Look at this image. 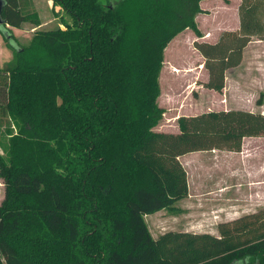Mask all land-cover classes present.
Returning a JSON list of instances; mask_svg holds the SVG:
<instances>
[{
  "label": "trees",
  "instance_id": "obj_1",
  "mask_svg": "<svg viewBox=\"0 0 264 264\" xmlns=\"http://www.w3.org/2000/svg\"><path fill=\"white\" fill-rule=\"evenodd\" d=\"M6 1L0 33L14 57L0 69V264H264V207L215 233L154 238L146 221L188 197L179 157L264 138V114L242 109L155 130L164 52L187 30L202 38V0H49L73 24L38 31L26 47L8 27L40 18L28 0ZM238 12L239 30L194 43L206 90L221 93L246 47L264 41V0H242Z\"/></svg>",
  "mask_w": 264,
  "mask_h": 264
},
{
  "label": "rangeland",
  "instance_id": "obj_2",
  "mask_svg": "<svg viewBox=\"0 0 264 264\" xmlns=\"http://www.w3.org/2000/svg\"><path fill=\"white\" fill-rule=\"evenodd\" d=\"M203 1L206 13L197 20L202 38H198L194 31L187 30L177 36L164 52L159 105L165 113L155 129L157 132L179 133L178 119L180 117H191L209 111L246 109L264 114V42L254 40L255 42L246 50L244 65L237 71L228 73L226 88L221 93L206 90L201 85L207 80V75L203 71L204 60L195 49L194 43L205 37L209 38L213 29L217 31L220 28V23L226 16L229 21L226 27L235 28L234 9L225 7L228 0ZM24 7L26 11L39 16L41 26L25 23L21 29L8 27L20 46H28L38 31L64 27L62 20L66 24H73V17L69 13H63L59 7H54L53 1L28 0ZM13 57L12 50L0 33V69L5 68ZM4 129L5 127L1 129V132ZM258 143L264 146L263 141ZM7 144L8 136H0L1 153H5ZM4 197L5 186L0 179V204ZM35 203L36 198L31 202L27 201L30 206ZM176 205L179 206V202ZM171 214L172 212L166 210L161 214L147 216L146 221L154 238H158L165 232L184 230L185 221L182 220V216L180 220H175L172 219Z\"/></svg>",
  "mask_w": 264,
  "mask_h": 264
},
{
  "label": "crops",
  "instance_id": "obj_3",
  "mask_svg": "<svg viewBox=\"0 0 264 264\" xmlns=\"http://www.w3.org/2000/svg\"><path fill=\"white\" fill-rule=\"evenodd\" d=\"M241 1L228 0L225 4V7L234 9V29L226 27L229 24L226 16L217 31L213 29L209 38L205 37L199 41L216 43L224 31L239 30L238 9ZM203 4L202 0L201 7L205 11ZM254 42L252 41L244 50L241 65L227 72L226 82L228 73L242 68L246 60V50ZM203 71L207 79V71L204 68ZM259 141L264 142V138H245L240 152L212 150L179 157L187 173L189 195L179 202V206L176 205L178 212L172 213L171 217L180 220L182 216V220L185 221L184 231L215 233L219 222L232 221L264 207V146H261ZM257 154L263 156L258 157Z\"/></svg>",
  "mask_w": 264,
  "mask_h": 264
},
{
  "label": "water",
  "instance_id": "obj_4",
  "mask_svg": "<svg viewBox=\"0 0 264 264\" xmlns=\"http://www.w3.org/2000/svg\"><path fill=\"white\" fill-rule=\"evenodd\" d=\"M6 6H7V1L6 0H0V25L6 24V21L2 17L3 10Z\"/></svg>",
  "mask_w": 264,
  "mask_h": 264
}]
</instances>
